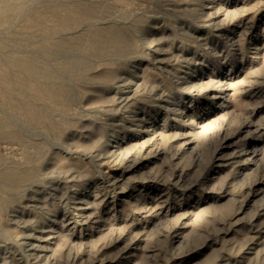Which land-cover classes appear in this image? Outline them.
I'll return each instance as SVG.
<instances>
[{
	"label": "rangeland",
	"instance_id": "obj_1",
	"mask_svg": "<svg viewBox=\"0 0 264 264\" xmlns=\"http://www.w3.org/2000/svg\"><path fill=\"white\" fill-rule=\"evenodd\" d=\"M0 264H264V0H0Z\"/></svg>",
	"mask_w": 264,
	"mask_h": 264
},
{
	"label": "bare ground",
	"instance_id": "obj_2",
	"mask_svg": "<svg viewBox=\"0 0 264 264\" xmlns=\"http://www.w3.org/2000/svg\"><path fill=\"white\" fill-rule=\"evenodd\" d=\"M121 74H123V73H121ZM12 178L15 181H17L16 183L26 184L31 180L32 175L30 174L29 171H24V172H19L18 174H14V176Z\"/></svg>",
	"mask_w": 264,
	"mask_h": 264
}]
</instances>
